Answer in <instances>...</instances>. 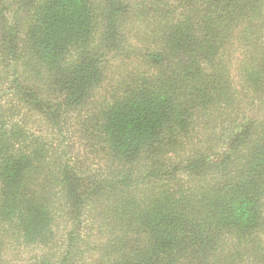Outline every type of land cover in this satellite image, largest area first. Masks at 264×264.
Masks as SVG:
<instances>
[{
  "label": "trees",
  "instance_id": "trees-1",
  "mask_svg": "<svg viewBox=\"0 0 264 264\" xmlns=\"http://www.w3.org/2000/svg\"><path fill=\"white\" fill-rule=\"evenodd\" d=\"M0 264H264V0H0Z\"/></svg>",
  "mask_w": 264,
  "mask_h": 264
},
{
  "label": "rangeland",
  "instance_id": "rangeland-1",
  "mask_svg": "<svg viewBox=\"0 0 264 264\" xmlns=\"http://www.w3.org/2000/svg\"><path fill=\"white\" fill-rule=\"evenodd\" d=\"M131 41H134V39L131 38ZM126 52L122 53L119 57V59L114 60V63L112 64V68H111V74L114 76V79L117 80L118 78L122 77L123 74V65H127V66H134V58L133 59H128L125 61L126 58ZM238 55V53L236 52V54H233V62L236 61V56ZM124 62V64H123ZM233 76L236 82H239V78L236 72V68L234 67L233 69ZM114 80V81H115ZM116 82H114L113 84H110V88L115 84ZM109 88V89H110ZM103 94H106L108 91H105V89H103L102 91H100ZM100 97V96H99ZM251 108L248 107L247 110H249ZM255 111V110H254ZM253 111H248L249 114H252ZM248 114V115H249ZM257 113H253V115H257ZM252 115V116H253ZM40 130V127H38ZM37 129V128H36ZM62 136L66 137V141L70 146H74V144H77L78 146L72 150L73 153H78V155H80L79 153L82 152V147H83V143L82 140H79V137L77 136V134H72V132H65ZM58 138H62L61 136H56ZM76 137L78 138V143H74V141H76ZM79 151V152H78ZM84 228H85V224H84ZM38 251H40L39 249L35 248V247H31V246H24V245H20L17 241H13L12 244L9 245L8 251H7V258L10 260H18L19 262H21L22 260H28L30 258V256H33L35 253H38Z\"/></svg>",
  "mask_w": 264,
  "mask_h": 264
}]
</instances>
